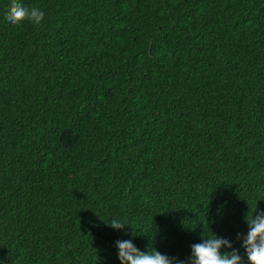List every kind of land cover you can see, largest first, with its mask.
I'll use <instances>...</instances> for the list:
<instances>
[{
  "label": "trees",
  "instance_id": "obj_1",
  "mask_svg": "<svg viewBox=\"0 0 264 264\" xmlns=\"http://www.w3.org/2000/svg\"><path fill=\"white\" fill-rule=\"evenodd\" d=\"M0 0V264H248L264 211V0ZM119 220L121 230L108 223ZM232 249H222L231 251Z\"/></svg>",
  "mask_w": 264,
  "mask_h": 264
},
{
  "label": "clouds",
  "instance_id": "obj_2",
  "mask_svg": "<svg viewBox=\"0 0 264 264\" xmlns=\"http://www.w3.org/2000/svg\"><path fill=\"white\" fill-rule=\"evenodd\" d=\"M44 12L37 7H29L23 0H10L5 13V20L13 26L20 25L24 21H30L35 25L41 24ZM249 231L245 236L237 234V239L242 240L248 264H264V211L257 214L255 210L251 218L246 216ZM110 227L121 230L125 224L119 220L108 223ZM120 264H245L244 258L239 254V249L233 248L232 243L215 234L204 238L202 243L191 246V256L187 260H177L161 254L154 248L140 251L131 240L116 241ZM232 249L224 251L222 249Z\"/></svg>",
  "mask_w": 264,
  "mask_h": 264
}]
</instances>
